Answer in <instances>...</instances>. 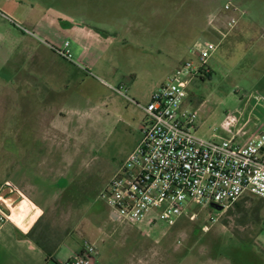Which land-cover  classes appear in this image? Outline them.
I'll return each mask as SVG.
<instances>
[{
  "label": "rangeland",
  "instance_id": "374dc122",
  "mask_svg": "<svg viewBox=\"0 0 264 264\" xmlns=\"http://www.w3.org/2000/svg\"><path fill=\"white\" fill-rule=\"evenodd\" d=\"M226 1L0 0V12L10 20L0 17L3 27L16 35L35 32L48 53L67 43L69 62L80 67L61 75L60 91L51 94L61 113L55 139L45 135L49 123L37 121L42 110L46 114V100L38 104L27 91L9 96L0 89V186L21 179L37 163L47 173L50 163L54 188L66 184L71 197L56 201L55 209L86 215L87 228H116L109 244L119 257L134 252L140 264H264L262 199L244 195L225 211L192 205L193 220L181 217L167 226L110 222L101 198L140 139L143 112L136 104L145 105L183 62H195L201 41L217 49L207 60L210 77L192 78L186 88L197 135L228 138L219 129L227 115L243 132L239 142L264 132V0H234L236 13L223 10ZM36 18L56 25L44 26L42 35L33 27ZM229 18H236L235 26H228ZM80 22L92 36L70 31L68 23ZM6 68L0 63V78ZM27 146L32 153H23ZM101 252H109L107 245Z\"/></svg>",
  "mask_w": 264,
  "mask_h": 264
},
{
  "label": "built area",
  "instance_id": "2783aa9c",
  "mask_svg": "<svg viewBox=\"0 0 264 264\" xmlns=\"http://www.w3.org/2000/svg\"><path fill=\"white\" fill-rule=\"evenodd\" d=\"M223 10L236 13L234 0H227ZM0 17L10 21L1 12ZM236 23V18H229V27ZM67 47L65 43L62 50H56L65 61L71 59ZM216 49L213 42H199L196 61L177 67L145 105L121 93L140 108L143 121L139 141L101 193L116 220L173 226L181 217L193 220L192 205L207 208L213 204L225 211L244 195L264 200V132H253L239 142L243 132L237 120L227 115L219 129L228 138L205 139L196 132V111L186 106L188 81L209 71L207 60ZM6 218L2 215L0 220ZM203 230H208L207 225ZM95 254L94 245L85 243L79 255L62 264H92Z\"/></svg>",
  "mask_w": 264,
  "mask_h": 264
},
{
  "label": "crops",
  "instance_id": "0c3cea01",
  "mask_svg": "<svg viewBox=\"0 0 264 264\" xmlns=\"http://www.w3.org/2000/svg\"><path fill=\"white\" fill-rule=\"evenodd\" d=\"M32 23L42 35L49 27L56 25L55 20L46 25L40 18L33 19ZM68 26L76 36H92L81 22L68 23ZM20 34L11 33L0 23V63L7 66L5 78H0V89L9 96L11 91H21V94L27 91L25 96L36 97L38 104L46 100V114L42 110L37 114V121H47L49 126L45 135L48 140L55 139L58 134L56 122H59L61 113L60 108L56 111L52 106L54 96L51 94L55 90L60 91L61 75L67 76L71 70L76 71L78 65L68 61L70 65L62 66V58L57 55L56 50L48 53L44 47L39 46L35 39L41 37L35 32H32L34 36ZM22 151L29 154L33 150L27 146ZM43 166L44 164L37 163L35 168L27 167L21 179L15 182L5 181L0 186V205L8 211V215L0 212V218L2 215L7 217L0 220V264H62L79 255L85 243L94 245L96 249L92 264H140V259L135 257L134 252L121 257L114 254V248L109 243L118 233L116 228H87L86 215L55 209L56 201L60 199L63 203V200L67 201L71 197L67 194L69 191L66 184L61 188L60 185L58 189L54 188L57 185L54 165L48 164L47 173L42 171L45 169ZM7 185L13 187L14 191ZM46 187L52 188L47 190ZM23 204L29 210L23 217V227H20L10 219L9 208H20ZM106 218L110 222H119L109 211ZM106 245L109 252L102 254L101 249Z\"/></svg>",
  "mask_w": 264,
  "mask_h": 264
},
{
  "label": "bare ground",
  "instance_id": "6f19581e",
  "mask_svg": "<svg viewBox=\"0 0 264 264\" xmlns=\"http://www.w3.org/2000/svg\"><path fill=\"white\" fill-rule=\"evenodd\" d=\"M7 203V202H6ZM17 204V203H16ZM15 206V205H14ZM16 207V206H15ZM10 209V219L16 223L18 226L23 227V217L27 213V206L23 204L20 208H9ZM37 211V210H36ZM38 212V211H37ZM36 217V216H35ZM23 229V228H22Z\"/></svg>",
  "mask_w": 264,
  "mask_h": 264
},
{
  "label": "water",
  "instance_id": "95a60500",
  "mask_svg": "<svg viewBox=\"0 0 264 264\" xmlns=\"http://www.w3.org/2000/svg\"><path fill=\"white\" fill-rule=\"evenodd\" d=\"M7 187H8L9 189H11V190L14 191V188H13V187H11V186H9V185H7ZM213 206H215V208L221 210L220 207H217L216 205H213ZM0 212H1L2 214H4V215H8V211H7L6 209H4V207H3L2 205H0Z\"/></svg>",
  "mask_w": 264,
  "mask_h": 264
},
{
  "label": "trees",
  "instance_id": "16d2710c",
  "mask_svg": "<svg viewBox=\"0 0 264 264\" xmlns=\"http://www.w3.org/2000/svg\"><path fill=\"white\" fill-rule=\"evenodd\" d=\"M210 70L208 71V72H206V73H200V75H199V78L201 79V80H204V77L205 78H209L210 77Z\"/></svg>",
  "mask_w": 264,
  "mask_h": 264
}]
</instances>
